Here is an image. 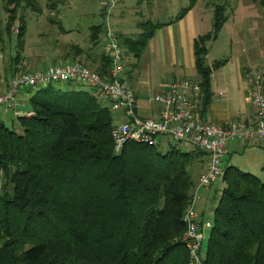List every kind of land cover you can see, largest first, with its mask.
Masks as SVG:
<instances>
[{
  "label": "trees",
  "instance_id": "trees-1",
  "mask_svg": "<svg viewBox=\"0 0 264 264\" xmlns=\"http://www.w3.org/2000/svg\"><path fill=\"white\" fill-rule=\"evenodd\" d=\"M220 1L212 30L194 41L203 111L213 71L227 63L207 65L208 45L229 20L230 5ZM36 2L4 0L9 32L18 11L37 10ZM166 25L144 22L137 37L119 38L127 56L139 62ZM105 28L91 27L94 46ZM110 64L103 53L95 71L104 76ZM29 108L33 116L17 118L20 134L0 121V264H189L183 217L195 189L194 152L128 143L115 154L114 116L87 92H38ZM223 182L204 264H264V181L229 166Z\"/></svg>",
  "mask_w": 264,
  "mask_h": 264
},
{
  "label": "rangeland",
  "instance_id": "rangeland-1",
  "mask_svg": "<svg viewBox=\"0 0 264 264\" xmlns=\"http://www.w3.org/2000/svg\"><path fill=\"white\" fill-rule=\"evenodd\" d=\"M150 0H114V8L108 17L106 13V4L110 0H37V10L32 8L21 9L18 11L17 20L8 30V14L5 10L4 0H0V73L6 77V70L9 68L17 69V73L45 71L56 64L79 62L91 70H95L99 63L100 56L103 54V38L97 46L91 42V30L93 26L101 24L109 25L114 32L129 30L131 34H137L140 31L139 24L132 22L134 19L132 14L136 10L146 13L145 6ZM168 4L163 3L156 9L155 22H169L175 20L180 11L186 8L189 0H168ZM227 0L230 5L228 15L229 20L221 30L217 41L209 43V54L207 56V65L212 66L215 62L227 61L225 65L247 66V58L253 54L254 43H258V53L262 52L264 44V10L259 0ZM214 4H221L220 0H200L199 10H204L208 14V19L204 18L201 23L200 32L205 35L212 30L214 19ZM158 5V4H157ZM205 7L208 10H205ZM199 11V15H200ZM103 13L105 16H103ZM137 13V12H136ZM140 17V14L137 15ZM131 28H128V27ZM25 29L24 37L18 36L19 30ZM134 31V32H133ZM141 32V31H140ZM260 46V47H259ZM76 48L83 51V54L77 55ZM19 60L18 64L16 63ZM148 54L142 56L141 60H137L133 56H128V66L133 70L136 64V71L139 72L149 64ZM224 67V66H223ZM253 67L264 69V59L253 61ZM229 68V67H228ZM231 68V67H230ZM147 76L152 80L161 79L167 81L168 76L164 69L158 67V70L145 71ZM217 76V75H216ZM171 79V78H169ZM199 76L194 69L192 79H182L188 81H197ZM51 91L56 93L67 92H87L92 94L91 87L83 84H64L54 83L51 86L45 85L34 89L20 96L19 102L24 97V101L29 108L30 99L38 92ZM114 116V112H112ZM0 121H2L9 130L20 134L22 132L17 118L12 112L4 113L0 111ZM117 122V120H116ZM163 144L160 149L162 153H166L172 147H176L183 152H194V165L191 169L194 183H197L201 174L200 159L204 157L200 151H196L193 147L185 143H177L166 139L162 140ZM259 148V147H257ZM234 156V157H233ZM234 165L242 171L251 173L252 175L264 181V160L258 162L255 157L248 161L247 156L242 154L232 155ZM252 163V167L245 168V163ZM258 162V163H257ZM262 162V164H261ZM229 164V157L224 160V166ZM224 182L218 181L212 187V195L209 200V210H214L221 198L224 188ZM197 188V186H195ZM210 190V189H209ZM219 192H217V191ZM216 191V192H215ZM205 192L202 190L200 198H205ZM211 212V211H209ZM207 221L213 224V215H207ZM211 228L205 230V241L203 244V253L205 254L208 247V240Z\"/></svg>",
  "mask_w": 264,
  "mask_h": 264
},
{
  "label": "built area",
  "instance_id": "built-area-1",
  "mask_svg": "<svg viewBox=\"0 0 264 264\" xmlns=\"http://www.w3.org/2000/svg\"><path fill=\"white\" fill-rule=\"evenodd\" d=\"M110 1L111 4L105 7L108 17L114 8V0ZM103 53L111 61L104 76L79 62L56 64L45 71L17 73L10 78L0 73V111L12 112L16 118L31 117L34 115L32 110L22 109L23 105L19 102L21 95L54 83L83 84L92 88L91 96L100 105L115 114L111 131L115 154H120L128 143L160 147L164 138L188 144L205 153L208 157L206 170L192 193L191 203L183 217L186 225L183 242L189 252V264H204V232L212 229L213 224L203 222L196 208L201 199L199 192L223 181L224 160L229 154L230 143L264 142V69L250 71L244 77L254 109L252 125L231 128L198 118L200 86L188 80L172 83L168 93L152 98L159 107L158 118L142 117L138 113L136 93L127 77L130 70L128 56L109 25L105 28ZM189 92L193 95L190 96ZM218 97H224V93H219Z\"/></svg>",
  "mask_w": 264,
  "mask_h": 264
},
{
  "label": "crops",
  "instance_id": "crops-1",
  "mask_svg": "<svg viewBox=\"0 0 264 264\" xmlns=\"http://www.w3.org/2000/svg\"><path fill=\"white\" fill-rule=\"evenodd\" d=\"M161 2H164L167 5L169 1H148L145 6L146 13H142L143 11H140L139 9L136 10L131 16L134 19L132 22H134V24L137 22V24L139 25L148 21L156 23L154 20L148 18H156V13L154 12H156L157 7L162 6L163 3ZM199 5L200 0L198 1L197 5L180 21L174 22V20H172L169 22H160L167 25L158 29L154 37L149 41V44L145 50V53L148 54L150 61L147 67L139 72L136 71V68L133 67L132 70L129 67L130 70L127 73V77L137 96L138 113L144 118H158L159 116V107L154 104L152 100L154 96L162 93H168L169 87L172 83L180 82L179 80L187 79L188 77L192 79V72L194 69L196 70L194 41L199 36L203 35L200 32L203 16L206 19L208 15H210L204 10H202L201 12L199 10ZM206 9L208 10L207 7H205V10ZM139 14L140 17H137V15ZM128 28L131 27L129 26ZM138 30L141 31L140 27ZM140 31H136L137 34H131L129 33V30H122L117 32L116 34L121 39L135 38L141 34L142 31ZM252 46L254 47L253 49H251L253 54H251V56L247 58V66L242 68V66H239L238 64L233 66H229L227 64L224 65V67L213 71L211 82L212 102L210 106L204 111L200 106L197 112V116L199 119L209 123L223 125L231 128L241 126L250 127L252 125L254 119V109L250 92L248 90L247 84L244 81V77L246 73L258 70L257 68L253 67V61L262 58L264 59V44L263 48L260 49V51H262L260 53H258V43H254V45ZM145 53L143 55H145ZM70 62L72 63L73 61ZM158 67L164 69L166 71L165 73L167 75L169 74L168 76H170L169 78L171 79L168 78L167 81L158 79L156 81L149 78L150 74L149 76H147V73L145 71L154 69L158 70ZM6 71V77L10 78L12 76L11 74L13 73L12 68H9V70ZM195 82L199 83V79ZM219 93H224V97L219 98ZM189 95L191 96L193 95V93L189 92ZM20 103L23 105V110L30 109L27 107L23 96L20 100ZM162 140L160 148L163 144ZM166 140L169 141L168 139ZM233 154H242L243 157L246 155L248 161L252 160L255 157L256 159L258 158V162H260V160H264V142L262 143L254 141L251 144H245L241 142L230 143L229 154L227 156L229 157V164L224 166L225 169L229 166L239 169L232 163L234 162V156L232 157ZM207 164L208 157H202V159H200L201 176L205 172ZM245 166V168H250L252 167V163L250 164L247 162V164L245 163ZM239 170L242 171L241 169ZM198 182L195 183V186L198 185ZM211 189L204 190V192L206 193L205 198L201 197L200 201L196 204V208L200 212L203 222H208V214H212L214 218L216 208L214 210H209L208 205L209 200H211L210 196L213 193ZM200 194H202V190H200L199 195Z\"/></svg>",
  "mask_w": 264,
  "mask_h": 264
}]
</instances>
